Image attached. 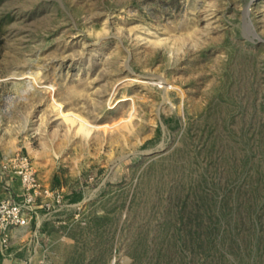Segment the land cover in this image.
Instances as JSON below:
<instances>
[{
	"label": "rangeland",
	"instance_id": "obj_1",
	"mask_svg": "<svg viewBox=\"0 0 264 264\" xmlns=\"http://www.w3.org/2000/svg\"><path fill=\"white\" fill-rule=\"evenodd\" d=\"M17 154L62 199L0 264H264V0H0Z\"/></svg>",
	"mask_w": 264,
	"mask_h": 264
},
{
	"label": "built area",
	"instance_id": "obj_2",
	"mask_svg": "<svg viewBox=\"0 0 264 264\" xmlns=\"http://www.w3.org/2000/svg\"><path fill=\"white\" fill-rule=\"evenodd\" d=\"M0 178L19 183L15 190L11 188L8 197L0 200V251H7L13 232L30 224L38 203L49 209L53 202L60 203L62 196L42 182L31 160L22 154L1 162Z\"/></svg>",
	"mask_w": 264,
	"mask_h": 264
},
{
	"label": "bare ground",
	"instance_id": "obj_3",
	"mask_svg": "<svg viewBox=\"0 0 264 264\" xmlns=\"http://www.w3.org/2000/svg\"><path fill=\"white\" fill-rule=\"evenodd\" d=\"M56 107H57V110L59 111V114H62L61 116H66V117H69L70 115L69 114H65L64 112H63V110H62V108H63V105L60 103V102H57L56 103ZM73 117H74V115H73ZM77 119V118H76ZM68 120H73V119H71L70 117L68 118ZM74 121V120H73ZM76 121V120H75ZM74 121V122H75ZM83 122V124H82V128H81V130L82 129H85V125L87 124L84 120H80V122ZM73 124H75V123H73ZM79 124V123H78ZM87 126V125H86ZM79 127H81V125L79 126ZM80 131V130H79ZM91 130H87V133L89 134V132H90ZM84 132V131H83ZM85 133V132H84ZM86 133V134H87Z\"/></svg>",
	"mask_w": 264,
	"mask_h": 264
},
{
	"label": "crops",
	"instance_id": "obj_4",
	"mask_svg": "<svg viewBox=\"0 0 264 264\" xmlns=\"http://www.w3.org/2000/svg\"><path fill=\"white\" fill-rule=\"evenodd\" d=\"M47 186H48V185H47ZM2 189H3V194L5 195V191H4L5 187L2 186ZM1 191H2V190H1ZM1 191H0V192H1ZM39 208H41L40 205L38 206V209H39ZM42 219H43V218L38 219L39 222H41ZM28 227H29V226L24 227V228H18V229H16V230L13 232V234H12L11 242H14V240H15V238H16V235H17V233H18L20 230H22V229H26V228H28Z\"/></svg>",
	"mask_w": 264,
	"mask_h": 264
}]
</instances>
